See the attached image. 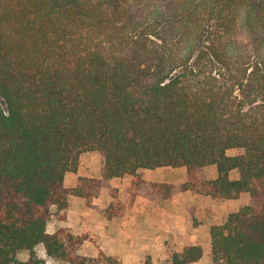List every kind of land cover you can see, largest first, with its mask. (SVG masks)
<instances>
[{
  "label": "trees",
  "instance_id": "obj_1",
  "mask_svg": "<svg viewBox=\"0 0 264 264\" xmlns=\"http://www.w3.org/2000/svg\"><path fill=\"white\" fill-rule=\"evenodd\" d=\"M86 151L101 177L66 187ZM163 166L186 168L182 191L249 193L211 227V262L264 264V0H0V264H42L39 246L114 264L80 253L87 234L47 224L67 218L70 195L122 215L116 189L107 207L93 201L126 175L129 203L168 199L172 184L138 172ZM204 254L188 244L162 264Z\"/></svg>",
  "mask_w": 264,
  "mask_h": 264
},
{
  "label": "crops",
  "instance_id": "obj_2",
  "mask_svg": "<svg viewBox=\"0 0 264 264\" xmlns=\"http://www.w3.org/2000/svg\"><path fill=\"white\" fill-rule=\"evenodd\" d=\"M232 171L230 175H232ZM138 172L148 181L172 184L174 191L171 197L159 200L157 198L137 196L132 203L127 204L125 213L123 212L120 216L106 218L97 210L98 213L94 212L95 209L89 207L82 197L70 195L67 218L65 220L52 219L47 224V231L53 233L61 227H70L74 229L75 233H82L87 230V225L83 224L81 230L72 227L70 222H68L70 216L76 214L83 220V218L97 215L98 226L109 227L108 230L102 231H105V233L107 231V233L113 234L115 237L124 232V230L132 237L137 235L141 236L142 239L149 238L152 241L156 240L154 235L163 234V240H189L190 244L201 245L204 253H207L211 250V227L224 224L231 211L239 210L243 207L242 205L249 203L250 195L247 192H242L235 199L214 200L210 195L177 189L187 179L185 167L141 168ZM206 173L209 178H215L217 176L216 166H207ZM79 176L100 178V165L87 169L79 164L77 172L66 173L65 186H75ZM121 178L125 180L123 187L129 190L132 176L126 175ZM232 178H238V174H235ZM115 179L120 178L103 180L101 193L93 201L95 205L105 208L110 204L113 198L107 184ZM194 212L204 214L203 219H200L198 224H194Z\"/></svg>",
  "mask_w": 264,
  "mask_h": 264
},
{
  "label": "rangeland",
  "instance_id": "obj_3",
  "mask_svg": "<svg viewBox=\"0 0 264 264\" xmlns=\"http://www.w3.org/2000/svg\"><path fill=\"white\" fill-rule=\"evenodd\" d=\"M235 153V149L228 150V154L230 155ZM79 164L87 169H90L94 166H99V153L97 151L83 152L80 156ZM235 174H238V170H233L231 176L234 177ZM124 183L125 180L120 178L115 179L107 185L111 194L113 190L116 189L118 194V198L116 200H120L124 204H128L129 193L128 190L123 187ZM94 212L98 213L96 210H94ZM123 212L125 213V209ZM96 216L97 215L89 216L81 220L76 214H74L70 216L68 222H70L72 227H75L78 230L82 229L83 224L87 225V230L83 231L82 233L87 234L88 238L80 250L81 254L92 257H104L105 255L110 256L114 264H162L170 257L173 251L181 250L185 245L191 243L189 240H163V234L154 235L156 238L154 242L149 238L142 239L141 236L137 235H133L132 237V235L127 234L125 230L115 237V235L109 234L107 231L106 233L105 231H102L108 230L109 227L103 228L98 226ZM203 217L204 214L201 212H194V224H198L199 220L203 219ZM72 231H74V229H72ZM36 252L39 258H41L43 261L42 264H68L64 260L49 257L42 246H39ZM210 252L211 250L205 253L202 259L192 264H212ZM27 257V253L19 254L20 259H26Z\"/></svg>",
  "mask_w": 264,
  "mask_h": 264
}]
</instances>
